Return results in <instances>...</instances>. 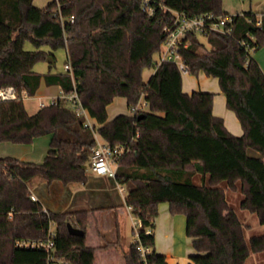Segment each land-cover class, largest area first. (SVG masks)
I'll use <instances>...</instances> for the list:
<instances>
[{
  "label": "trees",
  "instance_id": "trees-1",
  "mask_svg": "<svg viewBox=\"0 0 264 264\" xmlns=\"http://www.w3.org/2000/svg\"><path fill=\"white\" fill-rule=\"evenodd\" d=\"M34 1L0 0V89L12 86L35 96L44 82L66 95L76 92L98 126L86 127V118L78 117L67 99L34 115L24 101L0 102V143L28 145L52 135L43 163L0 158V264H94L96 252L109 248H116L126 264H167L154 249V234H146L161 203L169 205L171 215L186 218L191 264H245L250 248L243 225L224 192L206 187V176L227 180L233 188L241 180L242 209L264 224V72L249 51L264 46V20L260 27L252 11L235 14L230 36L212 33L205 41L193 36L182 52L190 74L218 79L226 107L244 131L236 137L213 114L214 93L183 92L177 66L155 61L172 12L228 14L222 0H148V5L144 0H53L45 8ZM26 42L35 51L26 50ZM59 49L66 51L70 70L53 73L49 65L46 74L35 71L49 55L55 60L52 52ZM147 69L155 72L145 82ZM116 98L127 100L131 114L109 121L107 108ZM96 134L111 147L126 148L117 159L115 179L139 224L128 247L120 233L113 242L98 233L103 246L88 244L97 210L54 213L32 199V190L43 183L87 182ZM249 149L261 157L249 156ZM68 224L84 234H71ZM51 230L50 252L17 246L20 240L45 241ZM141 246L152 249L147 262ZM251 250L264 251V236L251 239Z\"/></svg>",
  "mask_w": 264,
  "mask_h": 264
},
{
  "label": "crops",
  "instance_id": "crops-1",
  "mask_svg": "<svg viewBox=\"0 0 264 264\" xmlns=\"http://www.w3.org/2000/svg\"><path fill=\"white\" fill-rule=\"evenodd\" d=\"M256 16L260 19L258 15ZM261 18L264 20V17ZM253 58L260 63L259 65L264 72V51L257 53V55ZM152 70L153 72L146 78L145 73L147 70L144 71L143 78L145 82H148L150 77L154 74L155 69ZM200 75L201 83L198 82V85L202 84L209 87L208 90L203 92H212L215 94L213 114L224 120L227 130L232 135L242 137L244 131L241 123L235 113L226 107V98L221 92L218 79H213V81H211V77H207L204 73H200ZM194 91H197L196 88H192L191 86H189V90L184 89L183 87V92L185 93L191 94ZM60 92L61 89L58 86L47 87L43 82L35 96L38 97L40 103L43 102L44 99L49 100L50 103L54 98L59 96ZM116 99L124 100V102L127 103L125 98ZM115 100L108 106L109 108H111L110 106L114 104ZM145 106L146 104L142 102L141 108L146 109ZM109 108H107L108 115ZM114 118L109 116L108 120L112 121ZM90 123L94 127L98 126L97 121L91 117ZM98 139L101 143L106 142L100 136H98ZM38 140L40 139L35 140V143L37 142L38 146L37 158L23 157L21 158L23 161L40 162L43 155H45L44 151H40V145H43L44 149V146L48 145L49 142L51 143L52 135H49L43 144H40V141ZM49 150L50 146L47 153ZM248 155L252 157H261L258 152L252 149L248 150ZM211 176V174H207L206 176V187L211 189H220L224 192L226 203L229 208L233 210L240 223L243 225L245 241L250 248V255L248 259H246L245 264H264V251L255 253L251 250V239L254 237L264 236V224H261L256 213L242 209L241 205L246 197L242 191L243 185L241 180H237L233 188L229 185L227 180L213 182ZM32 195L37 201L41 202L45 210L52 211L54 213H64L78 209L97 210L96 214L90 218L91 223L87 233V242L91 246H103L104 242L98 233L104 235V237L111 242L117 240L118 233H120L121 238L125 240L126 247H128L136 239L134 232L137 220L132 215L128 205H126L124 189L118 184L115 177L101 176L89 172L88 180L85 184L67 186L60 181H54L50 185L43 183L32 190ZM127 218H129L132 223L133 237L131 238L127 236L123 227L124 221L122 220ZM113 224H115L114 228ZM154 224L155 226L152 229L155 237L154 249L158 254L166 257L167 264H191V257L194 252L191 246V239L186 235L187 223L185 216L171 215L169 205L164 204L159 207V215L155 219ZM103 227H106V229L110 231L113 238H109L106 234H104V231L102 230ZM94 264L126 263L116 248H109L105 250H98L96 252Z\"/></svg>",
  "mask_w": 264,
  "mask_h": 264
},
{
  "label": "built area",
  "instance_id": "built-area-1",
  "mask_svg": "<svg viewBox=\"0 0 264 264\" xmlns=\"http://www.w3.org/2000/svg\"><path fill=\"white\" fill-rule=\"evenodd\" d=\"M144 3L148 5V0H144ZM152 13L153 10L149 9ZM171 24L166 26V40L162 46L159 53L156 54V63L160 65L165 62L173 63L177 66L178 70L182 75L190 74L189 66L186 63L182 52L189 48L191 45V37L196 36L200 39H207V37L212 33H219L222 35L230 36L233 31L232 23L235 14H223L216 16L214 13H207L200 16H189L184 13L172 12ZM69 21L74 22V18L71 17ZM263 19L257 18V25L262 26ZM247 46L245 43L243 44ZM248 47V46H247ZM249 50V49H248ZM253 53V49L249 50ZM65 70H70L69 66L65 67ZM30 96L26 91L18 92L14 87H6L0 89V102L1 101H24ZM67 99L68 104L74 110L78 117L86 118V127L95 128L90 123V115L88 111L82 105L76 92L70 95L64 94L62 91L59 96L54 98L49 104H44L41 102L39 104L40 108L50 106L54 104L58 99ZM98 134L96 138L98 139ZM99 140V139H98ZM97 140V146L94 151V156H92V162L90 167V172L101 176L115 177L117 170V159L126 152V148L122 146L111 147L107 142L101 143ZM32 199L36 201L35 197L32 195ZM131 210V208L129 207ZM138 221L135 225V236L138 237ZM146 234H153L152 228L146 230ZM54 232L50 231L49 237L45 241H31V240H20L17 242V246L20 248H38L50 252L54 249ZM141 257L147 262L148 255L151 254L152 249L150 247L141 246ZM54 261V258H50Z\"/></svg>",
  "mask_w": 264,
  "mask_h": 264
},
{
  "label": "rangeland",
  "instance_id": "rangeland-1",
  "mask_svg": "<svg viewBox=\"0 0 264 264\" xmlns=\"http://www.w3.org/2000/svg\"><path fill=\"white\" fill-rule=\"evenodd\" d=\"M52 1L53 0H35L34 5L38 8H45ZM222 9L224 12H227L230 14L252 11L254 12V14L258 15L260 18V17H264V0H222ZM205 40L206 39H202V41H205ZM25 49L28 51H35L34 46L30 42H26ZM263 51H264V46L263 48H260L256 52H253L252 56L254 57L257 55V53L263 52ZM52 54L55 56V65L52 67L53 73L63 72L65 69V64L67 62L66 51L64 49H59L57 51L52 52ZM49 65L50 64L47 61H41L37 63V65L35 66V71L41 74H46L48 73L50 69ZM152 72H153L152 69H147L145 73V78L149 76ZM182 77H183L182 83H183L184 89L189 90V86H191L192 88H196L197 91H205V90H208L209 88L207 85H202V84L198 85V82L201 83V75L193 76L192 74H187V75H182ZM210 79L211 81H213V79L215 78H210ZM43 103L47 105L49 104V100L44 99ZM39 104H40V100L38 99L37 96H30L28 99L24 100V105L29 115H34L40 110ZM110 107H111L109 108L110 117L114 118L119 115H130L131 114L129 107L127 103L124 102V100L116 99L114 104ZM48 136L49 135L38 137L34 139L33 143L28 144V145L13 144V143H8V142L1 143L0 144V158L10 157V158H16L21 161H23V159H21L23 157L37 158L38 146H37V142L35 143V140L40 139L38 141H40V144H43L45 143V139ZM50 144L51 143L49 142L48 145L44 146V149H43V145H40V151L41 150L44 151L45 155H43V158L41 159L40 162L32 161V163H37V164L43 163V161L46 158L45 156H47L46 154H48L47 151H48ZM24 162H27V161H24ZM196 181L200 182V179L196 178ZM164 204L168 205L167 203H161L159 206L161 207ZM122 221H124L123 227H124V230L127 236H129L130 238L133 237L131 220L127 218V219H123ZM114 226L115 224H113V228ZM102 230L104 231V234L107 235V237L113 238L110 231H108L106 227H103Z\"/></svg>",
  "mask_w": 264,
  "mask_h": 264
},
{
  "label": "water",
  "instance_id": "water-1",
  "mask_svg": "<svg viewBox=\"0 0 264 264\" xmlns=\"http://www.w3.org/2000/svg\"><path fill=\"white\" fill-rule=\"evenodd\" d=\"M46 61H47L50 65H52V66L55 65V60L53 59V56H51V55H49V57L46 58ZM68 229H69V232H70L71 234H74V235H80V236H81V235L84 234L83 231H81L80 229H77V228L73 227L71 224H68Z\"/></svg>",
  "mask_w": 264,
  "mask_h": 264
}]
</instances>
